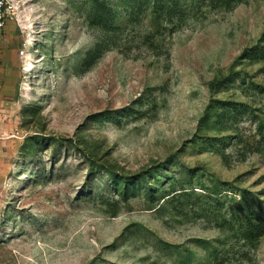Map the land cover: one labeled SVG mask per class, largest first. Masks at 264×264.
Wrapping results in <instances>:
<instances>
[{
    "label": "rangeland",
    "instance_id": "rangeland-1",
    "mask_svg": "<svg viewBox=\"0 0 264 264\" xmlns=\"http://www.w3.org/2000/svg\"><path fill=\"white\" fill-rule=\"evenodd\" d=\"M10 2L0 264H264V0Z\"/></svg>",
    "mask_w": 264,
    "mask_h": 264
},
{
    "label": "trees",
    "instance_id": "trees-1",
    "mask_svg": "<svg viewBox=\"0 0 264 264\" xmlns=\"http://www.w3.org/2000/svg\"><path fill=\"white\" fill-rule=\"evenodd\" d=\"M240 202H231L230 209L223 215V225L232 233L233 238L243 240L244 245L253 248L264 234V223L255 213V205L252 199L244 191L240 193ZM221 252L215 248L214 257Z\"/></svg>",
    "mask_w": 264,
    "mask_h": 264
},
{
    "label": "built area",
    "instance_id": "built-area-1",
    "mask_svg": "<svg viewBox=\"0 0 264 264\" xmlns=\"http://www.w3.org/2000/svg\"><path fill=\"white\" fill-rule=\"evenodd\" d=\"M14 12V7L10 0H0V31L5 27L7 17Z\"/></svg>",
    "mask_w": 264,
    "mask_h": 264
}]
</instances>
